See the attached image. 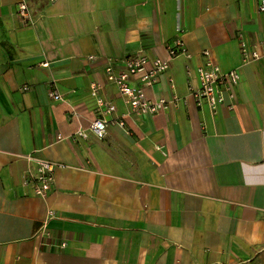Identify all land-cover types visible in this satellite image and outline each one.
<instances>
[{
    "label": "crops",
    "instance_id": "1",
    "mask_svg": "<svg viewBox=\"0 0 264 264\" xmlns=\"http://www.w3.org/2000/svg\"><path fill=\"white\" fill-rule=\"evenodd\" d=\"M21 2L28 16L19 13ZM259 5L0 0V264H264ZM180 39L190 57L172 59L144 90L151 99L169 98L173 79L182 100L129 114L106 81L109 62L117 71L123 57L137 53L166 59V45ZM241 40L260 56L243 64ZM204 50L241 77L234 107L226 99L215 114L187 93ZM94 81L125 127L75 138L99 113L89 93ZM53 89L63 100L49 97ZM37 159L64 164L46 197L22 183Z\"/></svg>",
    "mask_w": 264,
    "mask_h": 264
},
{
    "label": "built area",
    "instance_id": "2",
    "mask_svg": "<svg viewBox=\"0 0 264 264\" xmlns=\"http://www.w3.org/2000/svg\"><path fill=\"white\" fill-rule=\"evenodd\" d=\"M259 9L264 11V0H259ZM18 11L22 16H28L29 10L25 3L21 2ZM241 62L247 64L258 58L260 53L256 47H248L245 41L240 44ZM167 57L149 58L145 54L137 53L123 57L118 63L123 66L121 70H115L109 62L106 68V81L116 85L118 94L128 107L129 114L150 113L165 110L171 104H177L182 100L174 92V82L170 79L171 97H159L151 99L145 94L146 87H152L157 81L160 73L166 72L170 67V61L181 55L190 57L189 51L184 47L182 40H175L166 45ZM204 61L196 67L198 81L196 84L189 78L187 83V93L193 99L196 106L207 107L211 113H216L219 106L228 101V106L233 108L232 99L235 96V88L240 82V73L238 69L222 70L220 65L215 63L208 50L202 52ZM188 75L192 74L190 69ZM137 77L138 85L133 84L131 78ZM101 84L94 81L90 84V96L96 99L98 115L88 126L80 127L75 133V138H88L90 135L98 138L103 137L107 129L112 125L125 127V121L122 116L116 115V105L109 99L99 95ZM49 97L55 100H63V96L56 90H50ZM61 139V136H58ZM158 149V147H156ZM64 164L54 160L37 159L28 168L23 170L22 183L28 186L31 191L37 195L46 197L54 190L55 170L63 167ZM49 217H53V211H48ZM45 226V222L43 223ZM61 247L67 244L65 241L59 243Z\"/></svg>",
    "mask_w": 264,
    "mask_h": 264
}]
</instances>
